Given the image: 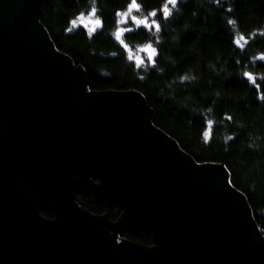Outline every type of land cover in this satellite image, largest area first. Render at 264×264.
<instances>
[{
  "label": "water",
  "instance_id": "95a60500",
  "mask_svg": "<svg viewBox=\"0 0 264 264\" xmlns=\"http://www.w3.org/2000/svg\"><path fill=\"white\" fill-rule=\"evenodd\" d=\"M42 3L0 0V264H264L225 169L155 126L140 92L86 89L39 22ZM81 192L118 220L80 206ZM123 227L154 246L119 242Z\"/></svg>",
  "mask_w": 264,
  "mask_h": 264
},
{
  "label": "trees",
  "instance_id": "16d2710c",
  "mask_svg": "<svg viewBox=\"0 0 264 264\" xmlns=\"http://www.w3.org/2000/svg\"><path fill=\"white\" fill-rule=\"evenodd\" d=\"M136 1L141 15L165 3ZM129 3L43 0L39 22L54 48L82 69L86 89L140 92L153 110L155 126L198 164L222 166L264 236V101L258 99L264 93V60L259 59L264 54V0H180L170 18L157 15L161 30L140 26L123 34L129 46L151 43L157 49L154 64L146 60L140 65L115 38L117 12ZM92 7L102 27L92 32L70 23ZM241 37L238 46L234 41ZM245 72L257 77L258 90ZM76 200L114 221L121 214L119 207L97 201L92 193H79ZM118 236L154 245L151 235L127 227Z\"/></svg>",
  "mask_w": 264,
  "mask_h": 264
},
{
  "label": "snow or ice",
  "instance_id": "6c2138e0",
  "mask_svg": "<svg viewBox=\"0 0 264 264\" xmlns=\"http://www.w3.org/2000/svg\"><path fill=\"white\" fill-rule=\"evenodd\" d=\"M217 2H219V0H217ZM180 4V0H165V3L161 6L160 9H154L152 10L150 13H148V16H145L143 18H138L137 16L131 15L130 13L132 11H139L141 10V5H139L136 0H130V3L127 6V10L124 12H117V15H120L122 17H124L125 22H127V20L130 18L136 25L137 28H139L140 26H143L144 28H147L149 30H151L152 28H155L156 30H161V24L156 20L157 15H162V17L166 20L168 18H170L173 15V9L178 7V5ZM171 6V7H170ZM96 8L93 7L91 9V11L88 13L89 17H95L96 15ZM229 11H231V9H229ZM149 17H151V19H149ZM77 21H79L81 24H83L85 27H89L90 25L91 27V31L95 32L96 31V26H103V21L99 20V19H85V14L84 13H80L78 15V17L76 19H73L72 21H70L71 24L73 25H77ZM231 23H236V21H231ZM134 31V29H119L117 30V32L115 33V38L118 41V43L123 46V48L125 50L131 51V49L129 48V45L125 42V40L122 38L123 33L128 32V33H132ZM241 39H243V37L238 38L234 41V43L236 45H240V41ZM246 42V41H245ZM140 51L142 53H145L146 55V59L147 61L151 62V63H155V57L156 55H158V51L157 49H155L151 43L147 44L146 46L142 47L140 49ZM115 55V54H114ZM137 64H144L146 62L145 60V56H137L135 57ZM260 60H264V54H261L259 56ZM243 76L247 78L248 81L251 82V84L253 85L254 88H256L257 90L259 89V85L256 83L257 81V77L251 73V72H245L243 73ZM262 80H264V77H261ZM258 99L261 101H264V93H258ZM228 119H231V117H228ZM209 125L212 124V121L208 122ZM204 135L206 137H209V133L205 132ZM210 138V137H209ZM226 177H227V173H226ZM227 183H231L230 179H227Z\"/></svg>",
  "mask_w": 264,
  "mask_h": 264
},
{
  "label": "rangeland",
  "instance_id": "374dc122",
  "mask_svg": "<svg viewBox=\"0 0 264 264\" xmlns=\"http://www.w3.org/2000/svg\"><path fill=\"white\" fill-rule=\"evenodd\" d=\"M137 2V1H136ZM93 8V7H92ZM92 8H90L87 12H83L84 14H85V19L87 20V19H99V20H101V18L99 17V15H98V13H97V11H96V15H95V17H89L88 16V13L91 11V9ZM127 10V8L125 9V10H123V11H121V12H124V11H126ZM131 15H134V16H137L138 18H143V17H145V16H148V15H141L140 14V12L139 11H132L131 13H130V16ZM78 17V16H77ZM76 17V18H77ZM75 18V19H76ZM149 19H150V17H149ZM118 21H119V24H118V27H117V29H116V32H117V30H119V29H129V28H135V27H137V25L129 18L128 20H127V22H125V19H124V17H122V16H118ZM75 26H84L83 24H81L79 21H77V25H75ZM91 25L88 27L90 30H91ZM100 26H96V29H98ZM124 34V33H123ZM122 37H123V35H122ZM147 44H149V43H146V44H140V45H136V46H129V48L131 49V51H128V53H129V56L132 58V59H134L135 61H136V59H135V57H137V56H145V60H147L146 59V55H145V53H142L141 51H140V49L142 48V47H144V46H146ZM152 46L155 48V46L152 44ZM156 49V48H155ZM137 62V61H136Z\"/></svg>",
  "mask_w": 264,
  "mask_h": 264
},
{
  "label": "flooded vegetation",
  "instance_id": "af4514ba",
  "mask_svg": "<svg viewBox=\"0 0 264 264\" xmlns=\"http://www.w3.org/2000/svg\"><path fill=\"white\" fill-rule=\"evenodd\" d=\"M123 238H121L120 236H118V241L121 242ZM154 246V245H153Z\"/></svg>",
  "mask_w": 264,
  "mask_h": 264
},
{
  "label": "bare ground",
  "instance_id": "6f19581e",
  "mask_svg": "<svg viewBox=\"0 0 264 264\" xmlns=\"http://www.w3.org/2000/svg\"><path fill=\"white\" fill-rule=\"evenodd\" d=\"M82 193V192H81ZM77 194H79V193H77ZM77 194H76V196H77ZM135 242H137V241H135Z\"/></svg>",
  "mask_w": 264,
  "mask_h": 264
}]
</instances>
